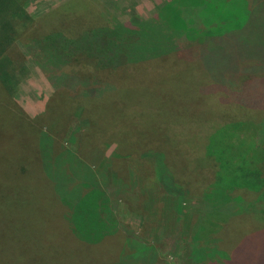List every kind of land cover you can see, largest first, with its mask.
Masks as SVG:
<instances>
[{
    "label": "rangeland",
    "instance_id": "1",
    "mask_svg": "<svg viewBox=\"0 0 264 264\" xmlns=\"http://www.w3.org/2000/svg\"><path fill=\"white\" fill-rule=\"evenodd\" d=\"M170 1L172 0H24L23 9L30 21L16 27L15 41L6 54L12 61L14 70L20 71L23 68L24 71L22 70V75L19 74L18 85L12 95L6 93L0 84V264H117L124 257V253L128 252L120 246L125 241V237L132 239L138 245L153 246L160 256L155 264H198L196 257L194 261L188 259L194 235L200 240L201 245L206 244L209 249H214L213 247L224 249L223 252L226 251L227 256L231 254L228 263H223L222 255L219 258L221 264H264V213L253 215L255 219L248 218L247 225L240 229L232 225V221H236L237 216H233L232 221L229 222V215L221 213L217 216L212 214L215 211H210L211 215L208 216L210 212L203 209L206 204V196L203 198V194L209 195L216 186L219 188L218 180L230 178L229 172L239 174L243 158L248 159L249 163L254 161V168L259 167L257 160L260 155L256 153L257 159L253 157L249 152L251 141L243 140L245 142H242V138L256 133L259 126L249 129V124L252 121L253 125L257 126L264 121V108L248 107V110L239 113L241 115L236 118L237 122H231L234 121L231 118L221 119L220 116L227 111L223 109L218 111L219 117L215 122L204 123L201 131L193 130L190 134L187 132L175 136V142L168 144V149H165L168 159L166 165L174 179L186 192L182 206L183 213L179 225L176 215L171 216L168 211L157 219V228L155 224L150 227L151 220L146 222L145 216L136 205L137 197L132 190L125 188V185H128L127 169L138 166V170L141 168L148 176L150 171L145 167L150 166L151 161L142 157L141 150L133 153L136 158L140 156L137 161L125 148L121 155L117 145L118 139L114 136L116 125H109L106 134L102 136V133L95 129V124L91 122V111L95 104L100 103L88 102L94 98L79 95V89L76 93L65 90L57 94L58 91L52 89L37 67L32 57L36 54L29 53L25 47L29 41L41 39L51 32H61L73 38L90 29L106 27L115 20L128 22L135 14L142 18L153 17L163 5ZM189 3L194 4L192 0L179 2V6L184 11L181 14L182 19L188 25L193 24L194 30H196L195 23L201 26L199 34L203 40L198 42L201 48L197 49V43L181 38L174 42L177 49L170 55H179L193 66L198 62L195 60H198V55L204 52L208 43L217 45L215 39H219L218 41L222 44H219L217 53L213 50L208 55L236 53L237 51L234 52V50L238 31H243L242 27L235 30L233 24L225 22L219 25L216 23L208 25L206 18L210 14L203 12L208 10L207 4L187 7ZM243 10H245L244 6H240L239 3L228 8V12L238 14ZM147 28L143 32L140 30V40L150 45L153 50L156 42L160 40L159 24H148ZM208 31L217 32V34L209 33L207 36ZM234 39V42H230ZM250 40H254V37ZM240 56L244 59L256 55ZM178 62L187 63L184 60H178ZM80 63L74 62L73 67L70 65L64 71L75 69L76 72L89 76V69H84ZM245 65L248 63L243 66ZM144 67L147 68L148 65ZM159 68L160 71H157L158 67L155 66L157 72L152 77L157 82L148 85L146 93L141 89L140 83L127 82L126 87H123L124 83L120 85V97L123 98L122 105H124V108L122 107L124 126L135 125L138 131L139 128L145 130L144 125L148 127L144 122L151 119V114L161 108L155 97L162 98V93L171 87L166 83L162 84V79L174 75V71L181 76L187 75L191 70L192 75L195 73L196 77L199 73L194 67L180 73L175 68L162 69L161 65ZM170 71L173 72L170 73ZM159 72L168 74L160 75ZM129 73L142 74L137 67L132 68ZM105 75L119 87V82L113 75ZM170 83L173 84L172 81ZM196 83L200 89L207 87L206 81ZM115 89H110L100 99H94L102 100L103 104L109 107L106 113V118L109 120L114 111L113 96L119 93V88L117 91ZM149 91L154 93L150 95L147 93ZM199 98L197 96V99ZM155 102L158 104L157 107ZM228 104L230 107L236 103L233 101ZM231 110L234 109L231 108ZM236 112L238 113L239 110ZM16 116L23 117L26 122L33 120L31 123L36 127L37 132L46 130L52 135L54 155L63 150L81 152L83 150L81 146H83L86 148L85 159L91 161L89 164H93L95 171H101L104 163L109 165L110 174L107 177L110 180L107 182L112 186L113 191L119 193L114 202L113 212L117 228L115 234L105 238L103 242L100 240L88 251L81 250L68 237L64 222L61 223L59 219V205L51 196L49 186L45 182L42 183V179L37 178L36 174L34 175L35 166L30 170L31 165L28 159H31L32 145L26 142L28 130L24 122ZM127 117H134L135 122L127 120ZM41 118L44 122H35L36 119ZM245 128L248 129L246 131L248 133L244 132ZM217 130L220 134L213 135ZM210 135L214 139V142L211 140L209 147L211 155L204 152V144H207ZM136 136L141 138L140 133ZM258 138L255 141L256 145L253 141L255 151H258L257 146L262 145L258 142ZM188 142L190 149L184 145ZM179 144L183 145L177 147ZM182 149L184 151L180 152ZM245 154L248 157H245ZM207 156L212 160H208ZM198 158H200L199 162L196 161ZM140 176H144L142 172ZM116 179H120V185H117L119 180ZM137 180L139 181V174ZM145 188V186L142 187V189ZM137 190L139 191L138 187ZM218 196H224L228 201L232 200V197L240 196L264 207V192L258 193V191L234 187ZM219 199L221 203L226 202L222 198ZM202 227H206L207 231L203 235L201 233L205 229L203 230ZM241 236H243L242 240Z\"/></svg>",
    "mask_w": 264,
    "mask_h": 264
},
{
    "label": "trees",
    "instance_id": "2",
    "mask_svg": "<svg viewBox=\"0 0 264 264\" xmlns=\"http://www.w3.org/2000/svg\"><path fill=\"white\" fill-rule=\"evenodd\" d=\"M192 1L194 4L189 3L187 7L207 4L208 10L203 11L204 14H210L206 18L208 20L206 24L216 23L219 25L225 22L233 24L235 30L242 27L243 31H238V40L234 50V52L237 51L236 53L208 55L213 50L217 53L219 44H222L218 41L219 39H215L217 45L208 43L205 50L203 49L204 52L198 55V60H195L198 62L193 66L179 55H170L177 49L174 42L176 43L181 38L191 43H197V49L201 48L198 42L203 40L199 34L201 26L195 23L196 30H194L193 24L188 25L182 19L181 14L184 11L179 6L180 0H172L163 5L153 17L142 18L135 14L128 22L115 20L106 27L90 29L73 38L61 32H51L41 39L29 41L25 45L29 53L36 54L32 57L37 67L52 89L58 91L57 94L59 91L65 90L76 93V90L79 89V95L82 94L83 97L100 99L110 89L113 90L116 87L117 91L119 88V93L113 96L114 107L111 103L114 111L110 120L106 118L109 107L104 105L102 100L88 101L100 103L95 104L91 111V122L95 124V129L100 131L102 136L106 134L109 125H116V135L114 136L118 139L117 145L121 155L125 148L137 161L140 156L136 158L133 153L141 150L143 151L142 157L151 161V165L145 167L150 171L148 176L139 168L144 175L140 176L141 172L138 170V166L127 169L128 185H124L125 188L134 192L138 199V204H136L138 209L145 216L146 222L151 220L150 227L155 224V228L158 227L157 219L168 211L171 216L176 215L178 225L183 213L182 206L186 192L183 186L174 179L166 165L168 159L165 149H168V144L175 142V136L187 132L190 134L193 130L194 132L201 131L202 125L208 121L215 122L219 117L218 111L223 109L227 111L220 116L221 119L231 118L234 120L231 122H237L238 120H235L241 115L239 113L248 110V107L264 108V75L262 74L264 73V0ZM23 2L24 0H0V84L9 95L14 93L19 82V74L22 75L24 71L23 68L20 71L14 70L12 61L6 55L15 41L16 27L30 21L23 9ZM185 2L187 3V1ZM238 3L240 6L243 5L245 10L239 14L228 12L231 5ZM211 19L213 21H210ZM148 24H159L160 40L156 42L153 50L150 45L140 40V30L143 32L148 29ZM209 33L217 34V32L208 31L207 36ZM251 37H254V40H250ZM234 41L235 39L230 42ZM240 55L256 56L243 59ZM178 60H184L187 63L178 62ZM74 62L76 64L82 62L80 64L83 68L89 69V76L86 77L84 74L76 72L74 68L75 71L72 69L68 72L64 71L70 65L73 67ZM245 63L248 65L243 66ZM144 65H148V67L146 68ZM159 65L163 66L162 69L172 68L173 70L175 68L179 73L194 67L199 73L196 77L195 73L192 75L191 70L187 75L181 76L174 71V75L162 79V84L166 83L171 87L162 93V98L153 95L161 108L154 111L151 114V119L144 122L148 127L144 125L145 130L139 128L138 131L135 125L133 127L124 126V105H122L123 98L120 97V85L124 83L123 87H126L127 82L140 83L141 89L146 93L148 85L157 82L152 77L155 72L160 71ZM155 66L158 67L157 71ZM134 67H137V70L142 74H130L129 71ZM218 69L219 72H217ZM172 72L170 71V73ZM105 74L113 75L118 80L119 87L113 80L107 79L109 76L106 77ZM166 74L168 73L160 75ZM171 81L174 85L170 83ZM201 81L207 82L206 89H200L196 85V82ZM147 93L152 95L154 91ZM197 96L200 98L197 99ZM224 101L231 103L234 101L236 104L229 107V102L225 103ZM156 102L155 107L158 106ZM237 110H239L238 113ZM16 117L24 122L28 130L26 142L32 145L31 159H28L31 165L30 170L35 166L34 175L36 174L37 178L42 179V183L45 182L49 186L51 196L59 205V219L61 223L64 222L65 233L68 234V237L81 250L88 251L100 240L103 242L105 238L115 234L117 228L113 212L114 202L119 193L113 191L112 186L107 182L110 180L107 177L110 174L109 165L104 163L101 171H95L93 164H89L91 161L85 159L87 155L84 150L86 148L83 146H81L83 149L81 152L63 150L54 155L52 135L46 130L37 132L36 127L31 123L33 120L26 122L23 117ZM127 120L135 122L134 117H127ZM42 121L41 118L36 119L35 122ZM249 125V129L259 127L255 134L249 132L252 134L242 138V142H245L243 140L251 141L249 152L256 159L255 154L260 155L257 160L259 167L255 166L254 168V161L249 159L251 161L249 163L248 159L243 158L239 174L229 172L232 178L218 180L219 188L216 186L209 195L203 194V198L206 196V204L203 208L206 212L215 211L212 214L217 216L221 213L229 215V222L232 221L233 216H237L238 220L232 221V225L240 229L247 225L248 218L255 219L253 215L264 213V207L240 196L232 197V200L228 201L224 196L218 195H223V192L226 193V190H232L234 187H241L253 192L258 191V193L264 192V121L257 126L253 125L251 121ZM32 128L33 131H31ZM247 130L245 128L244 132L248 133ZM217 132L219 131H215L213 135L220 134ZM139 133L141 138L136 136ZM211 135L207 144H204V152L209 154L211 140H214ZM256 138H258V142L262 143L261 147L257 146L258 151L254 150L253 145V141L256 145ZM182 145L179 144L177 147ZM184 145L190 149L189 142ZM182 151L184 149L180 152ZM208 156L207 159L211 161L212 158H208ZM245 157H248L247 154ZM199 160L200 158L196 161L199 162ZM138 174L139 181L137 180ZM116 180H119L117 185H120V179ZM144 186L146 188L142 189ZM219 198L226 202L221 203ZM208 205H211L212 208ZM211 212L207 215H211ZM202 229L205 230L201 235L207 232L206 227H202ZM134 238L136 237L134 236ZM240 238L242 240L243 236ZM120 246L122 249H127L128 252L124 253V257L120 260L118 258L117 264H155L160 257L153 246L138 245L126 237ZM213 248L209 249L206 244L201 245L200 240L194 235L188 259L194 261L196 257L198 264H221L219 258L223 255V263L229 262L231 254L227 256L226 251L223 252L224 249Z\"/></svg>",
    "mask_w": 264,
    "mask_h": 264
},
{
    "label": "crops",
    "instance_id": "3",
    "mask_svg": "<svg viewBox=\"0 0 264 264\" xmlns=\"http://www.w3.org/2000/svg\"><path fill=\"white\" fill-rule=\"evenodd\" d=\"M121 4V3H120ZM145 18V17H144Z\"/></svg>",
    "mask_w": 264,
    "mask_h": 264
}]
</instances>
